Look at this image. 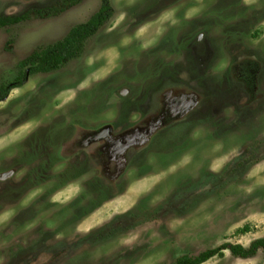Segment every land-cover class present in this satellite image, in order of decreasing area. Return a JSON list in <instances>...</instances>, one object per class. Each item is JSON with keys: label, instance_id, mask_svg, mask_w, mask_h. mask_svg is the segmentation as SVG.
I'll use <instances>...</instances> for the list:
<instances>
[{"label": "rangeland", "instance_id": "374dc122", "mask_svg": "<svg viewBox=\"0 0 264 264\" xmlns=\"http://www.w3.org/2000/svg\"><path fill=\"white\" fill-rule=\"evenodd\" d=\"M61 2L0 0V18L30 12L0 28V87L101 4L37 15ZM111 4L79 58L0 102V264H173L264 240V0Z\"/></svg>", "mask_w": 264, "mask_h": 264}, {"label": "trees", "instance_id": "16d2710c", "mask_svg": "<svg viewBox=\"0 0 264 264\" xmlns=\"http://www.w3.org/2000/svg\"><path fill=\"white\" fill-rule=\"evenodd\" d=\"M82 0H62L56 6L47 10H40L37 15L43 17H55L64 13L68 8L77 5ZM112 0H101L100 8L85 23L72 28L60 41L38 50L20 63L21 74L13 81L0 87V102L5 101L11 91L22 87L28 77L35 74H48L63 68L70 61L77 59L83 53V49L93 36L104 27L112 17ZM30 18V12L22 16L0 18V28L14 26ZM258 68L257 63L247 60L235 66L238 70L237 78L242 81L253 95L256 89L255 76L251 69ZM228 250L234 257L248 259L254 257L260 250L264 253V240L254 241L248 248L241 245L224 244L217 249L207 250L197 256L183 255L173 264H203L216 256H222Z\"/></svg>", "mask_w": 264, "mask_h": 264}, {"label": "flooded vegetation", "instance_id": "af4514ba", "mask_svg": "<svg viewBox=\"0 0 264 264\" xmlns=\"http://www.w3.org/2000/svg\"><path fill=\"white\" fill-rule=\"evenodd\" d=\"M131 143H133V144H134V141H132Z\"/></svg>", "mask_w": 264, "mask_h": 264}]
</instances>
